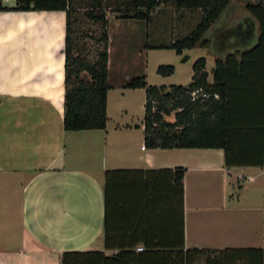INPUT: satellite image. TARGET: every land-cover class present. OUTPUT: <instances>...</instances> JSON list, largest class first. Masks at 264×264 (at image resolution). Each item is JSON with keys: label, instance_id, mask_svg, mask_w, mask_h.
<instances>
[{"label": "crops", "instance_id": "0c3cea01", "mask_svg": "<svg viewBox=\"0 0 264 264\" xmlns=\"http://www.w3.org/2000/svg\"><path fill=\"white\" fill-rule=\"evenodd\" d=\"M1 1L6 10L0 11V264H60L68 251L115 254L117 249L104 247L107 171V194L113 198L109 226L117 225V202L127 197L171 199L173 182L153 171L183 167L185 247L190 248L187 221L192 212V228L197 232L201 220L202 232L194 247H263L264 166L228 167L222 149L144 147L143 120L129 123L127 113L110 118L109 95L118 100L115 89L107 92L104 129L65 131V12L16 11L15 0ZM248 4L252 2L229 0L202 44L175 53L189 58L173 65L174 73L187 65L191 81L189 63L203 57L208 72L207 65L212 70L216 59L258 42L259 20ZM167 7L161 4L157 10ZM172 12L180 21L183 13L199 16L198 11Z\"/></svg>", "mask_w": 264, "mask_h": 264}, {"label": "trees", "instance_id": "16d2710c", "mask_svg": "<svg viewBox=\"0 0 264 264\" xmlns=\"http://www.w3.org/2000/svg\"><path fill=\"white\" fill-rule=\"evenodd\" d=\"M229 0H105L92 1L81 15L100 25L96 40L101 49L89 61L82 53L77 22L80 7L73 0H15L16 11L65 12L64 38V102L65 131L104 129L107 121L106 96L113 86L109 83L107 9H124L123 19L150 21L161 4L175 12L198 11L195 26L187 35L170 43L147 45V49H171L176 54L202 44V37L218 19ZM259 20V39L248 49L216 59L208 80L205 58L192 64L191 81L186 86L149 85L146 74L130 78L125 89L142 88L144 102V147L174 149H222L225 165L264 166V3L248 4ZM6 10L0 0V11ZM83 33V32H81ZM251 40V39H250ZM156 73L169 76L173 65H158ZM202 88L207 99L190 98L189 92ZM214 94L218 98H214ZM173 114V121L166 116ZM148 172V171H146ZM173 182L172 198L144 194L140 201L125 198L120 202L117 225L107 222L111 200L107 194L105 173L104 247L117 249L115 254L101 251H68L61 255L60 264H264L263 247L209 249L185 247L183 219V177L185 168L159 171ZM264 241V217H263ZM112 242H118L114 246ZM141 246L142 250L135 248Z\"/></svg>", "mask_w": 264, "mask_h": 264}, {"label": "rangeland", "instance_id": "374dc122", "mask_svg": "<svg viewBox=\"0 0 264 264\" xmlns=\"http://www.w3.org/2000/svg\"><path fill=\"white\" fill-rule=\"evenodd\" d=\"M74 4L79 6L80 16L86 10L93 0H73ZM104 4L105 0H94ZM124 13V9H117L116 7L108 8L107 14L109 18L108 36L109 42V83L113 86V89L117 90L116 95H109V108L110 118H113L114 114L119 116L127 113L126 119H129V123L140 125L144 116V89H126L122 87L130 78L146 74V81L149 85H187L190 82L188 77V71L191 69L186 67H179L177 71L170 77V79L162 80L160 75L156 73L158 65H175L185 57V54L179 58L176 56L173 50L168 49H150L149 56L146 57L144 52L147 51V45H157L160 43H170L174 38L187 35L193 26L196 25L197 19L195 14L186 15L183 13L182 21L179 20V15L172 12V8L167 7L163 10H156L151 16L150 21L147 23L142 20L135 19H123L121 15ZM77 28L81 39L79 40L82 47V53L89 60L95 59V53L101 49V43H97L96 40L100 35V25L86 20L81 16V19L77 22ZM83 32V33H81ZM249 40L251 36L248 37ZM237 40V39H236ZM248 40V41H249ZM247 41V42H248ZM246 42V43H247ZM213 49H217V44L213 43ZM196 51H193L194 54ZM191 65V63H189ZM209 72L208 80L211 82V64L207 65ZM123 93V94H122ZM167 121H173V114L166 116ZM191 198L188 199V204H191ZM201 213L198 215V219H201ZM194 218L193 212L188 215L187 225L190 229L187 237V244L189 247H194V241L198 242L202 240L201 232V220L199 222L200 228H197V232L192 228V219ZM238 236H244L246 231ZM248 232V231H247ZM250 236L256 234L253 231L248 232ZM201 248V247H200ZM203 260L199 259L195 264H202Z\"/></svg>", "mask_w": 264, "mask_h": 264}, {"label": "built area", "instance_id": "2783aa9c", "mask_svg": "<svg viewBox=\"0 0 264 264\" xmlns=\"http://www.w3.org/2000/svg\"><path fill=\"white\" fill-rule=\"evenodd\" d=\"M252 4H263L264 0H250ZM190 98L192 100L201 98V99H207L210 95L206 93L202 88H196L189 92ZM214 98H218L217 94H214ZM136 250L140 251L142 250L141 246H138Z\"/></svg>", "mask_w": 264, "mask_h": 264}, {"label": "water", "instance_id": "95a60500", "mask_svg": "<svg viewBox=\"0 0 264 264\" xmlns=\"http://www.w3.org/2000/svg\"><path fill=\"white\" fill-rule=\"evenodd\" d=\"M189 58V55L185 54V57L183 59H181L182 62L187 61V59Z\"/></svg>", "mask_w": 264, "mask_h": 264}]
</instances>
